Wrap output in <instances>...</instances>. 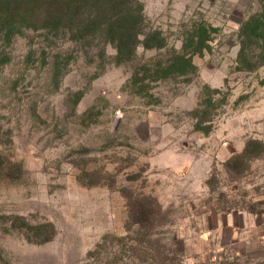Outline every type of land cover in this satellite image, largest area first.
Here are the masks:
<instances>
[{
    "label": "rangeland",
    "instance_id": "rangeland-1",
    "mask_svg": "<svg viewBox=\"0 0 264 264\" xmlns=\"http://www.w3.org/2000/svg\"><path fill=\"white\" fill-rule=\"evenodd\" d=\"M138 1L141 31L165 46L141 43L131 60L100 33L74 39L91 6L69 29L41 18L0 31V264H102V239L152 210L183 264L264 258V59L248 41L264 0ZM195 24L215 32L194 71L142 70L180 51ZM235 206L241 237L263 235L242 251L221 245Z\"/></svg>",
    "mask_w": 264,
    "mask_h": 264
},
{
    "label": "trees",
    "instance_id": "trees-1",
    "mask_svg": "<svg viewBox=\"0 0 264 264\" xmlns=\"http://www.w3.org/2000/svg\"><path fill=\"white\" fill-rule=\"evenodd\" d=\"M88 6L95 7L96 17L90 19L89 26L83 25L79 28V34L74 37L76 41H83L88 35L100 33L92 38H100L103 42L114 45L118 61L131 60L135 56V48L141 43L146 48L165 46L163 38L154 43L156 38L141 31L140 25L145 15L138 0H0V31L6 26L16 30L15 24H28L33 19L41 18H48L49 25L54 28L69 29L73 26V17ZM65 23L70 25H64ZM248 23L250 27L251 22ZM17 30L20 32V29ZM210 32H215L210 25L195 24L192 31L187 32L188 37L182 40L180 51L174 49L165 60H158L153 66L144 65L142 70L152 77L184 75L194 71L193 57L210 49V42L213 40ZM248 34V41L257 44L264 59V22L259 21ZM141 35L143 39H140ZM241 45L239 56L243 58L245 45ZM239 208L235 206L227 210L230 212L240 210ZM159 213L161 214V210L139 213L137 220L126 226L124 235H106L97 245V249H100V255L101 251H108L111 245L112 259L102 264H183L185 248L178 246L180 241L177 237L172 235L165 238L166 233L158 229ZM93 256L95 251L91 253V257ZM232 258L236 261L234 264H240L238 261L246 257L233 252ZM246 264L250 263L246 261ZM257 264H264V258Z\"/></svg>",
    "mask_w": 264,
    "mask_h": 264
},
{
    "label": "crops",
    "instance_id": "crops-1",
    "mask_svg": "<svg viewBox=\"0 0 264 264\" xmlns=\"http://www.w3.org/2000/svg\"><path fill=\"white\" fill-rule=\"evenodd\" d=\"M244 213L242 211H234L232 213H229L226 215L225 223L223 225V230H222V236H221V245L228 247L231 246L235 248L236 250L242 251L245 250L246 247H250V245L254 242V239H261L260 235L257 238H254V236H250V238L243 239L241 236L243 233L248 232V230L244 231ZM226 231L230 232L229 238H225V233ZM258 234L260 231H257ZM264 232H262L263 234ZM261 234V233H260ZM252 235V234H251ZM260 240V241H261Z\"/></svg>",
    "mask_w": 264,
    "mask_h": 264
}]
</instances>
